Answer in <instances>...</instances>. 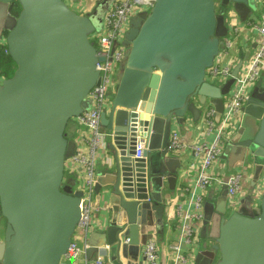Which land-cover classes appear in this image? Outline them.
Returning a JSON list of instances; mask_svg holds the SVG:
<instances>
[{
  "label": "water",
  "instance_id": "1",
  "mask_svg": "<svg viewBox=\"0 0 264 264\" xmlns=\"http://www.w3.org/2000/svg\"><path fill=\"white\" fill-rule=\"evenodd\" d=\"M113 1L99 0L95 11L79 14L65 0H0L4 46L15 66L0 81V264H61L67 252L82 192L64 181L75 150L65 130L98 84L101 58L89 36ZM13 3L17 16L8 13ZM222 4L242 21L254 9V0H219L217 13L215 0H154L128 22L116 90L100 116L108 135L104 172L94 185L95 205H105L107 218L91 238L109 247L112 264H138L143 229L162 224L161 191L164 184L174 190L181 166L166 151L173 123L197 121L205 103L219 121L224 84L215 87L207 73L227 34ZM237 131L221 159L264 170L263 79L245 100ZM139 135L146 149L134 158ZM221 196L203 202L193 264H264V187L255 210L244 201L233 208Z\"/></svg>",
  "mask_w": 264,
  "mask_h": 264
},
{
  "label": "built area",
  "instance_id": "2",
  "mask_svg": "<svg viewBox=\"0 0 264 264\" xmlns=\"http://www.w3.org/2000/svg\"><path fill=\"white\" fill-rule=\"evenodd\" d=\"M65 2L74 12L81 14L78 0L74 3L71 0ZM153 2L154 0H114L102 17L100 30L89 36L90 42L95 44L96 57L101 58V61L96 63L98 84L84 99L88 106L74 119L81 133L79 141L74 144V154L69 160L78 169L80 179L77 181V188L82 192V197L80 219L61 264H75L80 259L83 260V264H112L107 245L93 247L88 243L93 226V213L100 209L99 205H95L96 162L102 158L104 141L108 135L100 126V116L108 111L116 90L115 75L125 52L121 43L128 22L137 13L147 11ZM249 25L259 38L257 48L249 61L241 65L228 94L224 96L219 121L214 120L215 110L212 105L208 103L199 105L196 143H184L181 130L178 129L180 124L173 123L171 126L166 151L173 155L180 154L186 149L190 154L188 169L193 176L181 192L186 209H182V202L174 204L172 210L176 220L177 239L166 244L163 250L154 237L148 235L143 238L140 246L142 260L138 264H193L199 242L198 228L202 221L203 192L214 184L224 187L225 196L231 206L234 204L233 200H242L246 194L242 187V172L222 176L215 172V166L221 159L224 145L239 129L243 104L264 72V20L260 24ZM222 44L223 50L231 46L230 41L226 39ZM231 72L230 67L217 66L215 61L213 67L208 70L207 78L211 82H226ZM189 120L188 122H192ZM206 138H210V141H206ZM145 149L146 137L137 136L134 158H141ZM263 186L264 179L253 184V189L248 195L259 201ZM126 243L127 239H123L122 244ZM89 250L96 253L93 259L86 257ZM162 252H165L164 256Z\"/></svg>",
  "mask_w": 264,
  "mask_h": 264
},
{
  "label": "crops",
  "instance_id": "3",
  "mask_svg": "<svg viewBox=\"0 0 264 264\" xmlns=\"http://www.w3.org/2000/svg\"><path fill=\"white\" fill-rule=\"evenodd\" d=\"M99 2V0H78L79 8L81 11V14L89 13L91 10L94 9L96 4ZM254 3L257 4L256 11H253L249 14L248 19L246 21L240 20L238 17L231 14L232 17H230L229 14H227L226 22L224 21V25L227 28V34L226 37L221 39L223 42L224 39L230 41L231 46L227 50H223L221 48L220 55L216 59V64L228 66L233 70L238 63H241L242 65L249 61V59L252 57L253 53L255 52L257 48V42H258V36L257 33L251 28L249 25L251 24H260L262 20H264V0H254ZM260 3V5H259ZM9 13V12H8ZM4 34L5 30L3 29V20L0 19V48L4 45ZM4 78L0 77V81H2ZM261 79H264V75ZM215 83V82H213ZM225 82L218 81L216 84L223 85ZM242 119V118H241ZM189 119L185 120L182 124H180V127H178L179 130H181V137L183 138L184 143H196L198 141V132L197 129L199 128V122L192 121L188 122ZM191 121V120H189ZM81 133V129L75 122V120H70L66 126L65 135L66 138L71 141L72 143L76 144L79 141V136ZM206 141H210V138H206ZM225 146V145H224ZM173 157H180L181 166L177 170V178L174 185V190L172 192L166 190L165 184L162 188V201H164V218L162 217V224L161 228L154 229L152 232L148 233V229L151 227H147L143 229L142 231V241L143 238L147 237L148 235L150 237H154L159 246L163 247L166 246V244L171 243L172 241L177 239V230H176V220L173 217V206L176 203L182 202L181 207L182 209H186V202L183 198V195L181 194L182 189L188 184L189 179L192 178L193 174L189 171L188 166L190 162V154L185 149L180 154H173ZM236 161L233 162L232 167L229 168L227 166L226 160L220 159L215 166V172L220 173L222 176H226L230 173H243V190H247V186H252L255 183H258L260 180L263 179L264 170L262 169H253L251 168V165H248L249 163H242V166L237 169L235 164ZM249 168V173L247 174L243 168ZM245 168V169H246ZM260 170L259 179L257 181H253L252 178L256 174V171ZM104 172L103 169V161L102 158H99L96 162V168H95V174L97 177ZM80 179L78 169L74 167L72 162L67 159L64 164V181L65 183L70 182L74 187L78 186L77 181ZM99 180V179H98ZM253 183V184H252ZM222 189L221 191H219ZM224 187H221L217 184H214L212 187L207 188L203 192V200H212L216 194H223ZM100 209L94 211L92 216V231L88 239V243L92 245L90 242H92L95 247H100L101 243L98 239L91 238L92 234H99L101 230L103 229L104 223L107 218L105 205L99 204ZM238 206V204H237ZM233 208H235V205H232ZM201 226V225H200ZM200 226L198 228V232L200 229ZM198 234V233H197ZM199 239V238H198ZM99 243V244H97ZM100 245V246H96ZM165 248V247H164ZM163 256L165 252L163 253ZM96 256V253L91 251H87L86 257L87 259H93ZM75 264H83V260L80 259Z\"/></svg>",
  "mask_w": 264,
  "mask_h": 264
},
{
  "label": "rangeland",
  "instance_id": "4",
  "mask_svg": "<svg viewBox=\"0 0 264 264\" xmlns=\"http://www.w3.org/2000/svg\"><path fill=\"white\" fill-rule=\"evenodd\" d=\"M257 5H258V3L257 4H253V7H254V11H256V8H257ZM259 5H260V3H259ZM218 7H219V0H215V9H216V13L218 12ZM147 10H149V7L147 8ZM93 11H95V8L93 9ZM227 10L225 9V5L224 4H222V7H221V10H220V17H222V18H224L223 20L226 22V19H227V12H226ZM226 12V13H225ZM224 14V15H223ZM221 44H222V41H221ZM221 47H223V44L221 45ZM14 68V67H13ZM264 75V72L262 73V76ZM227 81H229V78H227ZM217 82H215V83H212V85H214L215 87H223L224 86V90H223V88H222V90H223V93H222V97L224 98V96H226L227 94H228V92H229V88L227 87V82L226 83H224V85L222 86V85H218V84H216ZM263 83H264V79H263ZM200 99V98H199ZM198 102L199 103H201V102H203L202 100H198ZM203 104V103H202ZM203 106V105H202ZM238 131H236L235 133H237ZM69 143H71V141L69 142ZM231 158H228L227 160H226V162H227V166L229 167V168H231L232 167V164H233V160H230ZM248 165H250V164H248ZM246 168V167H245ZM243 168L244 169V171L247 173V174H250L249 173V168ZM251 168H252V166H251ZM238 170L239 169H242V168H240V167H238L237 168ZM258 170V169H257ZM259 174H260V170L259 171H256V174L254 175V177L252 178V180L255 182V181H257L259 178ZM263 179H264V175H263ZM248 188H247V190H245L246 191V194H245V196L242 198V200H238V199H235V200H233V205H235V206H237V204H238V206H239V204H240V202L241 201H244V206L246 207V208H249V209H251L252 207L254 208V210L256 209V207H254V206H257V200L253 197V196H251V195H248L251 191H252V189H253V187L250 185V186H247ZM264 187V186H263ZM222 189H220L219 191H221ZM217 195H222L221 197H223V198H221L225 203H227V204H229V202H228V200H227V198H226V196H225V193H224V191H223V194H216V196ZM237 206V207H238ZM250 213V212H249ZM253 214V213H252ZM163 218H164V211H162V215H161ZM158 228H161L160 226L158 227ZM158 228H150V229H148V233H150V232H152V230H154V229H158ZM91 243V242H90ZM92 244V243H91Z\"/></svg>",
  "mask_w": 264,
  "mask_h": 264
},
{
  "label": "trees",
  "instance_id": "5",
  "mask_svg": "<svg viewBox=\"0 0 264 264\" xmlns=\"http://www.w3.org/2000/svg\"><path fill=\"white\" fill-rule=\"evenodd\" d=\"M19 12V6L17 3H13L9 7V13L12 16H17ZM95 47V44H93ZM14 67V68H13ZM15 66L10 60L9 56L6 53L5 46L0 48V77L4 79L10 78L14 72Z\"/></svg>",
  "mask_w": 264,
  "mask_h": 264
}]
</instances>
